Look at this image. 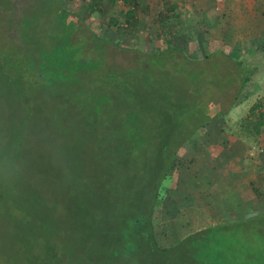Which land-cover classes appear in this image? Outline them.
I'll list each match as a JSON object with an SVG mask.
<instances>
[{
	"label": "rangeland",
	"instance_id": "obj_1",
	"mask_svg": "<svg viewBox=\"0 0 264 264\" xmlns=\"http://www.w3.org/2000/svg\"><path fill=\"white\" fill-rule=\"evenodd\" d=\"M138 2L143 7L134 11V20L120 0H0V263L34 264L33 254H64L70 229L78 227L68 211L81 205L90 184L93 189L101 176L147 178L159 157L174 159L178 150L188 149L174 159L163 184L168 192L155 208L157 238L166 237L161 246L178 240L171 222L179 191L192 203V214L206 206L202 214L206 222L212 216L210 226L264 212V136L257 141L243 130L253 106L261 102L264 111V0L242 8L235 0ZM171 7L181 23L161 26L157 22ZM204 21L208 28L197 29ZM166 45L185 47L199 62L187 64L171 51L151 55ZM216 52L254 70L239 108L229 113L225 66L218 58L206 60ZM61 55L72 66L59 75L63 90L47 98L30 86L19 96L18 82L6 78L34 82L45 74L42 66ZM52 71L48 67L46 75ZM206 134L213 146L202 145ZM226 134L252 145L219 146L216 137ZM136 146H143L141 152ZM205 150L213 157H203ZM129 159L132 168L124 166ZM204 160L212 164L211 173L202 171ZM234 181L250 183L253 191V201L238 206L236 214L229 207L237 198ZM131 188L129 181L126 193Z\"/></svg>",
	"mask_w": 264,
	"mask_h": 264
},
{
	"label": "trees",
	"instance_id": "obj_2",
	"mask_svg": "<svg viewBox=\"0 0 264 264\" xmlns=\"http://www.w3.org/2000/svg\"><path fill=\"white\" fill-rule=\"evenodd\" d=\"M258 1L235 0L236 5L240 8L251 6ZM120 2L127 6L129 18L138 7H143L138 0H120ZM176 13V7L169 8L168 13L161 15V20L157 23L161 26L165 22H169L170 25L181 23L180 17ZM132 17L134 18V16ZM69 20L78 30L79 26L72 20V16ZM161 47L155 48V52L151 55L156 56L157 53L163 54L171 51L177 53L176 56L180 60L186 61L187 64L199 62L186 53L185 47L168 45L166 48ZM55 58L48 63L51 66L42 61L45 63L42 66L44 72L46 70L44 75L47 74L48 67L53 70L51 75L38 76L34 82L20 81L18 76L15 79H10L9 77L13 74H7V72L3 76L5 77L7 74L6 78L9 81L18 82L15 86L19 96L31 89V91L38 90L44 93V96H41L42 99L47 98L51 94L54 95L56 91L63 90L65 83L62 82L64 80L59 75L63 70L72 66L70 57L66 55ZM214 58H218L220 64L225 66L222 70L226 69V74L222 76L227 77L225 82L230 89L229 105L226 109V112L229 113L239 102L254 70L241 59L226 53L216 52L206 56V60ZM3 69L0 65V71L4 72ZM219 74L221 75L220 71L215 75L220 76ZM21 85L25 89L20 88ZM26 86L31 88L26 89ZM262 104L258 102L253 106L250 119L244 120L246 124L243 130L246 135L260 136L263 134L264 136ZM20 114L22 115V112ZM108 146L104 151L109 150ZM136 148H139L138 150L141 152L143 146H136ZM179 154L178 150L173 158L176 159ZM174 159L159 157L155 166L147 168L149 177L129 178L132 188L128 193H126V188L129 181L125 178L119 176H112L113 179L106 178V176L99 177L95 181L96 186H93V189L90 184L88 189L81 194V205L73 208L70 213L68 211V216L75 224L74 227L77 226L76 224L78 227L74 232V228L71 226L73 229H70L71 238L68 241L69 248L66 252L64 254H41V256L33 254L31 259H35L34 262H39V264H264V212L234 218L238 213L237 210L234 212L232 220L197 231L170 247H162L159 244L154 223L155 208L159 199L168 192V188H163V184L170 176L171 168L175 165L173 164ZM112 166L114 172L120 174L122 170L117 169L119 164L117 166L116 162H113ZM124 166L132 168L133 164L129 159L124 163ZM109 179L111 180L108 181ZM116 185L119 190H116ZM256 193L258 194V191ZM247 209L250 213L251 206H248ZM73 233L76 235V240H73ZM21 255L26 260V255ZM17 256L14 255V258ZM14 261L17 264V260ZM0 264H11L10 259L6 263L2 260ZM21 264H25V262Z\"/></svg>",
	"mask_w": 264,
	"mask_h": 264
},
{
	"label": "crops",
	"instance_id": "obj_3",
	"mask_svg": "<svg viewBox=\"0 0 264 264\" xmlns=\"http://www.w3.org/2000/svg\"><path fill=\"white\" fill-rule=\"evenodd\" d=\"M199 1H201V0H199ZM199 12H201L200 14H201V17L205 20V19H207V15H205V13H204V15H203V11H199ZM199 23V22H198ZM208 28V24L204 21V22H200V24H198L197 26H196V28L197 29H203V28ZM198 31V30H197ZM208 40L207 39H203L202 40V43H201V45H200V47L202 46L203 47V49L204 48H206V42H207ZM202 47H201V49H202ZM205 50V49H204ZM246 88H247V86H246ZM245 88V89H246ZM245 89L243 90V92L242 93H244V91H245ZM242 95V94H241ZM240 99H241V96H240ZM238 104V103H237ZM236 104V107L234 108V109H236V108H239V106ZM264 112V111H263ZM262 137H263V134L262 135H260V136H257V141H261V139H262ZM202 141L204 142V144H202L203 146H207L208 144H210V145H212V143L211 142H209L208 140H207V134H206V136L205 137H202ZM216 141L217 142H221V143H217L219 146H228V147H231L232 149L233 148H235V147H244V146H248V147H250L252 144L251 143H249V142H246V139H243V138H240V136L238 137V136H236V134L234 135V134H226V137L224 138V139H220L219 140V137L217 136L216 137ZM264 141V140H263ZM198 145V143H196V144H194L193 145V147H195V146H197ZM213 146V145H212ZM192 147V148H193ZM191 147H189V149H190ZM195 149V148H194ZM187 150L188 149H186V150H184V151H182V152H180V155H183V153L184 154H187ZM211 152H213L212 150H209V151H206L205 150V152H204V154H202L203 155V157L204 156H208V157H213L212 156V154H211ZM233 154H235L234 152H233ZM233 154H232V156H233ZM182 156H180V158H181ZM195 159H196V157H195ZM199 159V158H198ZM226 160H227V158H226ZM227 162V164L230 162L229 160L228 161H226ZM203 166H202V171L204 172V173H211L212 172V170H211V167H212V164H211V166H208L209 167V169H208V167H207V164H206V161L204 160L203 161V164H202ZM194 169L196 170V172L195 173H197V168L196 167H194ZM229 171V170H228ZM237 171L236 170H232V173L230 174L231 175V177H234V179L235 178H237V174L238 173H236ZM227 173V176H228V173L229 172H226ZM242 173H244V171L242 172ZM247 173V172H246ZM204 176H206V174H204ZM260 176V175H259ZM259 176H257L256 178H255V180L257 181L258 179H261ZM193 176H191L190 178H192ZM198 178H200V177H198ZM226 178V177H225ZM228 178V177H227ZM237 181V180H236ZM236 181H234L236 184H234L233 186H236L237 188L236 189H233V190H231V192H233V193H235L234 195H237L236 197L237 198H235V199H232V202L231 203H234L235 205H233L232 204V206H230L229 205V207H234L235 209L234 210H232V211H237V209H238V206H242V205H244V204H246V202H249L250 201V199H252L253 200V191L251 190V188H250V183L248 184V185H242L243 184V182L242 183H240L239 181L238 182H236ZM255 181V182H256ZM192 182V180L190 179V182L189 183H191ZM184 183H187L185 180H184ZM257 183V182H256ZM196 184V183H195ZM254 184V183H253ZM182 185H184L183 184V182H182ZM196 185H199V186H201L200 184H196ZM185 186H188V185H186L185 184ZM254 186V185H253ZM208 187V186H207ZM224 187H227V189H230V186L226 183L225 184V186ZM244 188V189H242V190H239L238 188ZM227 189H226V191H227ZM204 190H206V189H204ZM175 193H176V191H174ZM184 192L185 191H183V192H180L179 191V194L178 195H180L179 197H176L177 198V200H176V202L174 203L173 202V205H172V207H173V215H172V222H171V224H172V226H171V229H172V232H176L175 234H174V237H176V235L178 236L177 237V239L178 240H176V242L178 243L179 241H181L182 239H184L185 237H187V236H189V235H191V234H193V233H195V232H197V231H200V230H203V229H205L206 227H208V226H210V224H211V222H210V218L212 217L210 214H209V222H206L205 220H206V218H205V216L202 214V211H205L206 212V206H204V207H201L202 209H200L199 207H197L199 210H197L196 209V212L195 213H193L192 214V212L194 211L193 209H191V205H192V203L190 202V201H188L187 200V198H186V196L184 195ZM174 193V194H175ZM182 193V194H181ZM198 194H201V192L200 191H198L197 192ZM229 198V197H228ZM197 203V202H196ZM236 204H237V206H236ZM194 205V204H193ZM199 206H200V204H198ZM210 208V207H209ZM232 209V208H231ZM183 210H186V214H184V213H182L183 212ZM230 210V209H229ZM192 211V212H191ZM228 214H230L229 212H228ZM185 216V217H184ZM211 216V217H210ZM200 218H203V219H200ZM191 219H193V221L191 220ZM205 219V220H204ZM212 219V218H211ZM201 220V222H197V221H200ZM174 224V225H173ZM155 230H156V236H157V225H155ZM161 235H162V232H161ZM165 238L166 237H164V235H162V238L160 237V239L159 238H157V240L159 241V243L160 242H166L165 241ZM168 239V238H167ZM172 245H174V244H166V245H163L162 247H170V246H172Z\"/></svg>",
	"mask_w": 264,
	"mask_h": 264
}]
</instances>
